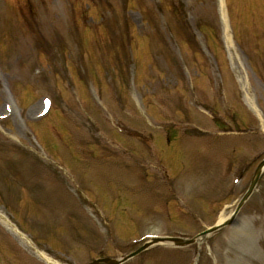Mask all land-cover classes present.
<instances>
[{
  "label": "rangeland",
  "instance_id": "rangeland-1",
  "mask_svg": "<svg viewBox=\"0 0 264 264\" xmlns=\"http://www.w3.org/2000/svg\"><path fill=\"white\" fill-rule=\"evenodd\" d=\"M125 1L123 77L93 46L106 32L85 29L80 0H0V213L25 236L0 224V264H48L36 248L87 264L149 236L192 237L231 215L264 156V0ZM51 100L57 110L44 118ZM168 128L176 134L164 141ZM19 151L28 169L13 165ZM198 252L196 264H264V173L233 221L199 245L153 244L123 264H192Z\"/></svg>",
  "mask_w": 264,
  "mask_h": 264
},
{
  "label": "water",
  "instance_id": "water-1",
  "mask_svg": "<svg viewBox=\"0 0 264 264\" xmlns=\"http://www.w3.org/2000/svg\"><path fill=\"white\" fill-rule=\"evenodd\" d=\"M263 167H264V159H263V160L259 163V165L257 166V168H256V170H255L254 177H253V179H252V181H251V184H250V186H249V188H248L246 194L243 196V198H242L241 201L239 202L238 206H240V205L243 203V201L245 200V198H246V197L249 195V193L252 191V189H253V187H254V185H255V183H256V181H257V179H258V177H259V175H260V173H261V171H262V169H263ZM208 231H210V230L204 231L202 234H205V233L208 232ZM172 240H174L175 242H178V243H187V242H190V241H191V240H189V241L184 242V241H182V240H178L177 238H172ZM144 247H145V246H142V247L139 248L138 250H136V251H134V252L128 254L126 257L123 258V260L126 259V258H128V257H130V256H132V255H134V254H136L138 251L142 250V248H144ZM99 262H108V263H110V264H116V263H119V261H117V260H112V259H109V258H103V259H97V260H94V261L91 262L90 264H97V263H99Z\"/></svg>",
  "mask_w": 264,
  "mask_h": 264
},
{
  "label": "bare ground",
  "instance_id": "bare-ground-1",
  "mask_svg": "<svg viewBox=\"0 0 264 264\" xmlns=\"http://www.w3.org/2000/svg\"><path fill=\"white\" fill-rule=\"evenodd\" d=\"M1 217H2V216H1V214H0V221H1V219H3L4 221L7 222L6 219L1 218ZM223 218H224V217H220L221 220H222ZM10 230L14 231L15 233H17V235H19V236H21V237L24 236V235H22V233H21L17 228H15V227L13 228V227L11 226ZM37 254H38V256H39L40 258H42V259L45 260L46 262H50V263H53V264H58L57 261H55L54 259H52L51 257H49L45 252H42V251L37 250Z\"/></svg>",
  "mask_w": 264,
  "mask_h": 264
},
{
  "label": "snow or ice",
  "instance_id": "snow-or-ice-1",
  "mask_svg": "<svg viewBox=\"0 0 264 264\" xmlns=\"http://www.w3.org/2000/svg\"><path fill=\"white\" fill-rule=\"evenodd\" d=\"M45 103H47V101H45Z\"/></svg>",
  "mask_w": 264,
  "mask_h": 264
}]
</instances>
